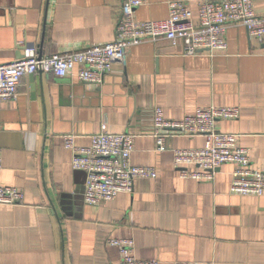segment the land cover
I'll return each mask as SVG.
<instances>
[{
	"label": "crops",
	"instance_id": "1",
	"mask_svg": "<svg viewBox=\"0 0 264 264\" xmlns=\"http://www.w3.org/2000/svg\"><path fill=\"white\" fill-rule=\"evenodd\" d=\"M170 1L186 2L196 20L204 0H146L135 20L167 19ZM252 1L264 14V0ZM119 10V0H0V64L22 58L27 45L47 56L110 43ZM226 41L212 56H184L163 39L140 43L99 86L76 71L23 78L0 111V185L23 193L21 204L0 206V264H117L118 248L107 241L123 238L136 258L159 264H264V198L230 193L232 164L210 181L181 179L173 150L202 148L204 137H169L158 152L152 135L155 107L179 121L198 108L235 106L238 119L217 129L238 134L252 168L264 172V42L242 26L229 27ZM102 123L134 135L131 165L157 176L90 207L85 173L72 168L63 136L86 147Z\"/></svg>",
	"mask_w": 264,
	"mask_h": 264
},
{
	"label": "built area",
	"instance_id": "2",
	"mask_svg": "<svg viewBox=\"0 0 264 264\" xmlns=\"http://www.w3.org/2000/svg\"><path fill=\"white\" fill-rule=\"evenodd\" d=\"M145 1L119 0L116 35L110 43L47 56L37 55L32 46L25 49L22 58L0 64V111L5 100L17 97L22 79L38 72L63 79L76 71L81 82L99 86L112 72L114 64L123 62L130 47L140 43L163 39L172 45H181L184 56L203 52L212 56L226 50V33L232 26H242L250 38L264 42V14L254 11L252 0L198 1L196 20L186 2L170 1L167 19L138 22L135 11ZM239 114L235 106H209L198 108L193 115L179 121H168L164 119L163 110L155 107L152 135L156 150L165 151V140L169 137H204L202 148L173 150L172 164L179 177L210 181L222 165L232 164L230 193L264 198V172L252 168L248 150L238 144V134L221 132L216 126L218 121L238 119ZM74 138L71 134L64 135V147L72 153V168L85 173L83 201L90 207L112 201L119 193H131L137 179L157 176L153 167L131 165L134 135L111 133L102 123L88 146L77 147ZM22 201L20 189L0 185V206L12 207ZM107 244L118 248L117 264H159L156 259L136 258L132 239H109Z\"/></svg>",
	"mask_w": 264,
	"mask_h": 264
},
{
	"label": "water",
	"instance_id": "3",
	"mask_svg": "<svg viewBox=\"0 0 264 264\" xmlns=\"http://www.w3.org/2000/svg\"><path fill=\"white\" fill-rule=\"evenodd\" d=\"M28 47H32L31 45H27L26 47H24V49H26V48H28ZM23 49V50H24ZM40 56V55H39ZM41 72H38V74H40ZM31 76H33V75H31Z\"/></svg>",
	"mask_w": 264,
	"mask_h": 264
}]
</instances>
